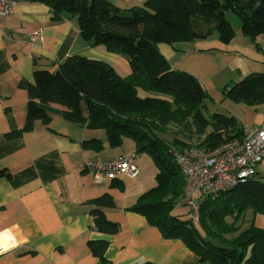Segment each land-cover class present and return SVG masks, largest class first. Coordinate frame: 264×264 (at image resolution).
Instances as JSON below:
<instances>
[{"label":"trees","instance_id":"trees-1","mask_svg":"<svg viewBox=\"0 0 264 264\" xmlns=\"http://www.w3.org/2000/svg\"><path fill=\"white\" fill-rule=\"evenodd\" d=\"M13 1L43 3L50 8L53 21L64 15L75 18L79 37L125 57L130 73L120 76L110 64L76 54L56 62L53 69H34L31 81L21 78L18 83L27 93L24 124L5 137L31 131L37 120L47 124L51 116L42 106L58 104L67 122L103 130L110 147L130 138L136 153H147L157 168L155 185L141 193L130 210L143 215L164 237L180 239L201 262L264 264V228L250 220L239 230L235 221L247 211L264 216V182L256 175L214 197L202 198L197 223L189 220L187 211L173 212L183 196L185 179L171 146L179 152L188 144L178 138L164 142L160 133L169 124L179 125L189 138L200 139L199 147L213 148L241 137L243 128L224 111L209 112L211 98L201 82L173 68L157 47L213 34L227 43L234 35L225 15L229 10L239 18L243 34L264 33V0H144L129 8H120L111 0ZM222 93L233 102L264 104V73L249 74ZM83 146L98 151L102 142L93 138L83 141ZM0 178H11L1 166ZM88 204L93 228L115 234L119 225L104 212L115 207L113 198L102 194ZM226 217L233 220L228 222ZM231 233L236 234L229 237ZM108 244L106 239L87 241L100 264L109 263L104 257Z\"/></svg>","mask_w":264,"mask_h":264},{"label":"crops","instance_id":"crops-1","mask_svg":"<svg viewBox=\"0 0 264 264\" xmlns=\"http://www.w3.org/2000/svg\"><path fill=\"white\" fill-rule=\"evenodd\" d=\"M121 8L144 0H111ZM50 8L43 3L14 2L10 14L0 17V166L11 178H0V233L9 246L0 251V264H100L87 246L88 240L106 239L104 252L108 264H208L178 238L164 237L145 217L129 209L137 197L155 185L140 172L135 143L124 138L110 147L101 129L67 122L63 107H42L50 114L47 124L37 120L31 131L14 138L5 134L21 128L25 121L27 93L19 80H32L34 69H53L69 55H82L110 64L120 76L130 73L125 57L109 52L103 45H89L78 34L75 18L52 20ZM231 22V21H230ZM234 35L227 43L216 35L203 39L157 45L169 64L197 78L211 101L209 111H224L243 127H257L264 117V104L251 106L233 102L222 90L252 73H264V33L253 37L231 23ZM40 30L39 37L30 38ZM100 139V150L87 149L83 141ZM119 154L132 158L139 172L131 177L97 183L91 173L79 168L83 156L112 159ZM256 177L264 182V158L256 166ZM109 194L114 208L105 209L107 219L119 229L107 235L93 228L88 201ZM182 206L173 209L176 214ZM249 213V211H248ZM251 215V212L249 213ZM251 220L264 228V216Z\"/></svg>","mask_w":264,"mask_h":264},{"label":"built area","instance_id":"built-area-1","mask_svg":"<svg viewBox=\"0 0 264 264\" xmlns=\"http://www.w3.org/2000/svg\"><path fill=\"white\" fill-rule=\"evenodd\" d=\"M13 0H0V17L12 11ZM40 30L30 38L39 37ZM264 158V117L254 128L243 127V135L224 141L213 148L186 146L176 154L184 179V197L188 218L198 222L200 200L214 197L233 188L239 180L256 175V166ZM79 168L89 171L97 183L114 180L123 174L131 177L138 171L132 158L119 154L112 160L83 158Z\"/></svg>","mask_w":264,"mask_h":264},{"label":"rangeland","instance_id":"rangeland-1","mask_svg":"<svg viewBox=\"0 0 264 264\" xmlns=\"http://www.w3.org/2000/svg\"><path fill=\"white\" fill-rule=\"evenodd\" d=\"M225 15H226L227 19L229 20V22L231 21L230 24L234 23L235 25L239 24V26H240L239 18L232 11L229 10V11L225 12ZM209 110H210V108H209ZM180 128L181 127L179 125L177 126L175 124H169V126L166 129V131L163 132V133H160L159 136L164 140V142H167V143H170V141L173 138H178V139L184 141L186 144H188L187 146H197V147H199L198 143L200 142V139H198L196 136H192V137L189 138L184 132H182V130ZM123 140H124V138H123ZM135 147H136V145H135ZM184 147H186V146H184ZM171 150L176 152L175 155L178 153L177 148H175L174 146H171ZM135 151H136V149H135ZM139 156H140V159H139L138 162H139V165L141 167L140 168V172L144 173V174H148L150 176L153 174V172L156 173L157 168H156L152 158L147 153H143L142 155H139ZM82 158H89V157L83 156ZM112 159H104V160H112ZM175 160H176V156H175ZM132 164L136 167L137 171L139 172L138 167L133 162H132ZM154 176H155V174H154ZM182 197H184V193H183ZM182 197H181V199L179 200V202L176 204V206L174 208L182 206L183 208H185V211H187L186 207L184 205V202L182 201L183 200ZM249 213H250V211H249ZM249 213L247 211V212H245L244 216H241V217H239V218H237L235 220L236 221V225L240 226L239 230L244 229L248 225V221H250L253 218V217H251V215ZM225 220L228 221V222H231L233 219L231 217H226ZM251 221L254 222V220H251ZM236 233H234V234H236ZM234 234L231 233L228 236L232 237V236H234Z\"/></svg>","mask_w":264,"mask_h":264},{"label":"bare ground","instance_id":"bare-ground-1","mask_svg":"<svg viewBox=\"0 0 264 264\" xmlns=\"http://www.w3.org/2000/svg\"><path fill=\"white\" fill-rule=\"evenodd\" d=\"M8 246H9V240L7 236L4 233H0V251L7 248Z\"/></svg>","mask_w":264,"mask_h":264},{"label":"water","instance_id":"water-1","mask_svg":"<svg viewBox=\"0 0 264 264\" xmlns=\"http://www.w3.org/2000/svg\"><path fill=\"white\" fill-rule=\"evenodd\" d=\"M234 84H229V88H231Z\"/></svg>","mask_w":264,"mask_h":264}]
</instances>
